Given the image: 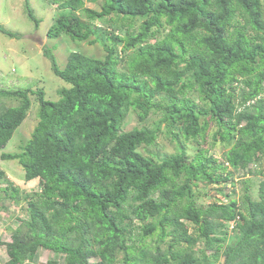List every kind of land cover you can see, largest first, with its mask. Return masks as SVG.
<instances>
[{
    "label": "trees",
    "instance_id": "trees-1",
    "mask_svg": "<svg viewBox=\"0 0 264 264\" xmlns=\"http://www.w3.org/2000/svg\"><path fill=\"white\" fill-rule=\"evenodd\" d=\"M43 1L57 9L48 38L100 44L105 55L73 51L61 69L44 47L66 85L55 101L35 78L0 73V159L15 161L24 180L40 187L25 196L27 218L1 242L4 264H34L41 248L64 264H215L220 257L264 264V0H101L99 11L85 6L99 0ZM0 33L19 39L2 25ZM31 96L37 121L29 138L19 152H2ZM4 99L17 105L3 107ZM157 111L176 141L174 154L149 151L160 123L122 131L129 112L145 123ZM207 140L224 148L222 158L209 153ZM238 171L262 177L257 199L245 184L240 202L224 194L225 203L196 204L199 183L227 184ZM6 182L5 211V200H21ZM231 223L236 237L222 251ZM187 224L200 233L189 234ZM197 243L205 244L201 255Z\"/></svg>",
    "mask_w": 264,
    "mask_h": 264
},
{
    "label": "rangeland",
    "instance_id": "rangeland-1",
    "mask_svg": "<svg viewBox=\"0 0 264 264\" xmlns=\"http://www.w3.org/2000/svg\"><path fill=\"white\" fill-rule=\"evenodd\" d=\"M24 1L25 0H0V25L11 33L19 36V39H10L0 33V73L7 77L15 75L35 78L37 81L35 87L43 90L46 99L55 101L57 99V91L66 85L61 79L53 74L50 60L43 56V48L48 47L51 49V54L55 57L57 64L61 69L64 67L70 52L80 51L89 56L99 58L105 55V51L100 44L88 45L86 43L70 42L64 36L55 39L48 38L46 36V31L52 24L55 15H57V9L54 5H50L43 0H28L35 16L40 20V24L37 28L34 26V23L30 22L26 17ZM101 2V0H99L98 3L86 2L85 6L99 11ZM139 23L140 20H136L134 23L135 29H137ZM107 28L108 25L106 24L105 29ZM130 51H128L127 54H129ZM190 96L194 97L195 93H191ZM31 99L33 105L28 112L26 120L21 128L16 131L13 138L2 152H19V147L29 138L37 121L36 100L33 96H31ZM15 105H17V103L13 100H3V107H11ZM162 117L160 111L152 112L146 119L145 123H140L138 122L136 114L129 112L123 123L122 131L129 132L133 128H140L144 125L148 128L154 127L161 122ZM167 131V124L165 122L160 123V134L156 141L158 146L150 147L149 151H157L161 155H170L178 151L176 141L172 139V135L167 134ZM209 141L210 140H207L205 148L208 150L210 149L209 153L212 154L214 158H222V154L225 151L224 148L221 147L219 143H215V146L210 145ZM186 151L189 158H192V155L196 152L189 145H186ZM248 170L256 172L257 167L251 165ZM0 171L4 174V177L0 178V188H5L8 185L6 181L11 182L13 187L20 191L21 196V200L18 203L5 200L3 204L7 209L6 211L0 210V264H4L8 257L5 252V245L1 242H9L11 234L19 225L20 220L27 218V202L30 198H25V196L33 197L34 193L40 191V187L37 179L28 182L24 180L23 171L17 166L15 161H2L0 159ZM255 172L249 175H247V171L235 172L232 181L227 184L199 183L194 192L197 202L196 204L199 206H206L211 203H225L228 201V198L225 197L224 194H228L231 196L232 200L240 202V197L245 192V184L249 188L251 197L257 199L258 184L262 177H259ZM0 195H3L2 191ZM187 228L188 233L194 236L201 231L200 228L197 229L198 231L193 230L190 224H187ZM232 231L231 224H228V236L226 243H224V247H222V251L225 249V246L228 245L229 241L233 239L235 233H232ZM168 239L169 238H167V240ZM148 242L151 243L150 241ZM182 246L185 245L182 244ZM192 248L198 253V255H201L202 250L205 248V244L197 243ZM161 249L164 251L166 245H161ZM53 261L57 262V264H64L61 255L41 248L37 250L33 263L47 264L48 262ZM222 262L223 258L220 257L219 261L215 264H222Z\"/></svg>",
    "mask_w": 264,
    "mask_h": 264
},
{
    "label": "built area",
    "instance_id": "built-area-1",
    "mask_svg": "<svg viewBox=\"0 0 264 264\" xmlns=\"http://www.w3.org/2000/svg\"><path fill=\"white\" fill-rule=\"evenodd\" d=\"M231 227H233V224L231 223Z\"/></svg>",
    "mask_w": 264,
    "mask_h": 264
}]
</instances>
